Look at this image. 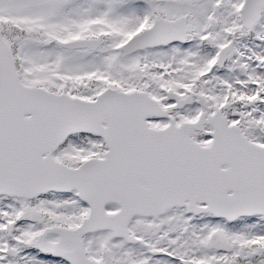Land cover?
Returning <instances> with one entry per match:
<instances>
[{
	"label": "snow or ice",
	"instance_id": "snow-or-ice-1",
	"mask_svg": "<svg viewBox=\"0 0 264 264\" xmlns=\"http://www.w3.org/2000/svg\"><path fill=\"white\" fill-rule=\"evenodd\" d=\"M0 264H264V0H0Z\"/></svg>",
	"mask_w": 264,
	"mask_h": 264
}]
</instances>
